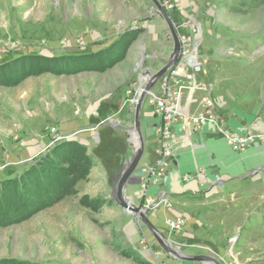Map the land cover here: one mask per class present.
Returning a JSON list of instances; mask_svg holds the SVG:
<instances>
[{"label": "rangeland", "instance_id": "rangeland-1", "mask_svg": "<svg viewBox=\"0 0 264 264\" xmlns=\"http://www.w3.org/2000/svg\"><path fill=\"white\" fill-rule=\"evenodd\" d=\"M157 1L178 37L185 35L200 56L212 98L241 101L253 125L264 122V0ZM172 49L168 25L152 0H0V193L34 173H49L54 182L53 151L68 156L60 177L77 167L74 183L67 188L61 182L64 193L55 202L28 211L24 220L0 218V261L200 264L165 252L143 221L113 200L135 149L127 91L137 83L139 96L141 78L159 70L147 66ZM150 109L143 103L140 120ZM239 185L242 194L205 215L213 228L199 229L191 239L176 234L184 220L180 229L160 232L149 212L146 217L178 254L220 261V250L227 260L247 240L255 243L256 264H264V151L245 167ZM124 197L130 198L126 190ZM1 200L0 211L12 208Z\"/></svg>", "mask_w": 264, "mask_h": 264}, {"label": "crops", "instance_id": "crops-1", "mask_svg": "<svg viewBox=\"0 0 264 264\" xmlns=\"http://www.w3.org/2000/svg\"><path fill=\"white\" fill-rule=\"evenodd\" d=\"M169 56L170 53L160 54L156 64L148 65L146 69H155V71L160 69ZM143 77L145 84L149 75ZM211 81L214 87L220 85L218 80ZM225 95L231 98L230 92H226ZM213 100L217 113L219 110L225 113L230 130L236 133L251 130L254 134L264 137V122L253 125V117L247 115L248 109L241 101L230 103L225 99L221 100L218 96H213ZM160 125L161 119L152 108L142 115L140 128L144 140V152L136 173L126 185V192L135 205L153 206L149 211V218L160 232H169L168 221L181 218L185 221V225L183 231L176 234H183L191 239L196 235L197 230H205L206 226L213 228V223L207 222L205 215L217 212L216 204L242 194L243 190L239 188L243 185L239 183L243 180L245 167L249 169L254 159L264 151V141L255 142L244 153H236L208 125L199 130L190 128L186 133L174 125L170 129V136L165 139L166 147L170 152V156L166 159L167 167L162 172L155 170L145 176L142 170L155 168L160 159L155 153V147L163 139L158 132ZM156 203L160 205L155 207ZM191 208L199 210L203 218L197 219L191 216ZM195 225L199 228L195 229ZM254 245V242L242 241L238 244L236 253L227 260H224V254L219 250L217 255L220 263L223 261L225 264H256L259 259L258 254L253 252Z\"/></svg>", "mask_w": 264, "mask_h": 264}, {"label": "built area", "instance_id": "built-area-1", "mask_svg": "<svg viewBox=\"0 0 264 264\" xmlns=\"http://www.w3.org/2000/svg\"><path fill=\"white\" fill-rule=\"evenodd\" d=\"M165 5L168 6V3ZM187 39L185 35H179L181 53L177 62L146 93L144 99V103L146 102L161 119L158 132L163 138L155 147V153L160 159L155 168L142 170L145 176L155 170L162 172L167 167L166 159L170 156V152L166 147L165 139L170 136V129L174 125L184 133L190 128L199 130L208 125L236 153H244L255 144L257 138H262L251 130L236 133L228 128L227 120L216 111L211 96L213 85L201 77L202 62ZM137 88H139L137 83H134L127 91V95H131L127 98V102L132 106L137 99ZM195 101L197 105L194 113H191L189 110ZM158 205L160 203H156L155 207ZM167 225L171 231L178 230L183 225V219L170 220Z\"/></svg>", "mask_w": 264, "mask_h": 264}, {"label": "water", "instance_id": "water-1", "mask_svg": "<svg viewBox=\"0 0 264 264\" xmlns=\"http://www.w3.org/2000/svg\"><path fill=\"white\" fill-rule=\"evenodd\" d=\"M152 2L156 7V11L163 17V19L168 25L169 34L173 42V49L165 65H163L158 71L154 72L149 76L148 82L140 92L134 104L133 130L130 131V136H132L133 133L136 135L137 144H134L135 149L133 156L124 165V168L120 173L115 190L113 192V200L116 203V205L125 213L131 214L141 219L143 223L146 225V227L151 231L155 240L159 243V245L163 248L165 252L171 253L177 258H180L189 263L221 264L217 258L212 256H206V255L187 256L183 254L181 256H178L177 253L168 246L166 240L163 239L159 235V233L155 231L153 225L150 223L149 219H147L146 217L147 213L153 208V206L149 204L142 206L135 205L130 198L124 197L126 185L129 182L130 178L136 173L144 152V140L140 128V114L146 93L149 90H151V88L166 74V72L171 67L175 65L181 53V43L177 35L175 26L173 25V23H171L169 15L165 11L163 5H161L157 0H152Z\"/></svg>", "mask_w": 264, "mask_h": 264}, {"label": "trees", "instance_id": "trees-1", "mask_svg": "<svg viewBox=\"0 0 264 264\" xmlns=\"http://www.w3.org/2000/svg\"><path fill=\"white\" fill-rule=\"evenodd\" d=\"M70 145H62V149L66 150L70 148ZM64 153L56 154L55 151L53 153L58 157V161H56V157L52 159L50 169L53 171L54 175L57 174V178L55 181H49L47 175L46 180L45 176L38 175V173H34V176H30L25 183H17L16 181L12 182L10 186V191H3L4 193H0L1 203L3 207H7L8 203L10 202V205H12L11 209H5L3 212L0 211V218H3V221H7L11 218H17L20 217V219H26L29 215L28 211L36 210L38 207L43 206L44 204L48 202H55L57 199L61 198L63 196L62 189V183L63 181L67 182V188L71 187V185L74 183L75 179H70V177L74 176L77 167H75L73 164L68 167V169L65 171V174L63 177H60V172L64 171L60 166L63 165V162H67L68 156L65 155L66 152L62 151ZM54 156V155H53ZM65 156V157H64ZM80 160H86V157L81 156ZM78 165V164H76ZM80 166V164H79ZM82 166V165H81ZM33 177V178H32ZM20 184V185H19ZM42 192V195L40 196V193ZM44 195V196H43ZM47 195V196H46ZM0 264H30L27 262H17V261H11V260H1Z\"/></svg>", "mask_w": 264, "mask_h": 264}, {"label": "bare ground", "instance_id": "bare-ground-1", "mask_svg": "<svg viewBox=\"0 0 264 264\" xmlns=\"http://www.w3.org/2000/svg\"><path fill=\"white\" fill-rule=\"evenodd\" d=\"M141 79H144V81H145V78H141ZM148 80H149V78H148ZM148 80H147V81H148ZM147 81H146V82H147ZM142 84H143V86H142ZM145 85H146V83L144 84L143 81H142V82H141V86H142V88L140 89V92L142 91V89H143V87H144ZM139 94H140V93H139ZM137 97H138V88H137ZM131 140H132V142H133L134 144H137V138H136V135H135L134 133H133L132 136H131ZM176 253H177V252H176ZM177 255H178V256H181V254H178V253H177Z\"/></svg>", "mask_w": 264, "mask_h": 264}]
</instances>
